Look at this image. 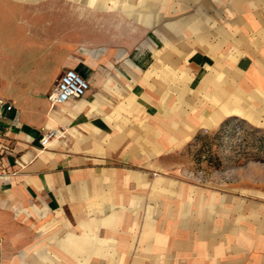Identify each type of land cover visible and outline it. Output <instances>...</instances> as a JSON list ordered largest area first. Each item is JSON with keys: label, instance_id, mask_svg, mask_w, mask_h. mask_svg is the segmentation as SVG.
Segmentation results:
<instances>
[{"label": "crops", "instance_id": "obj_1", "mask_svg": "<svg viewBox=\"0 0 264 264\" xmlns=\"http://www.w3.org/2000/svg\"><path fill=\"white\" fill-rule=\"evenodd\" d=\"M0 97V264H264V172L180 154L264 111V0H0Z\"/></svg>", "mask_w": 264, "mask_h": 264}, {"label": "rangeland", "instance_id": "obj_2", "mask_svg": "<svg viewBox=\"0 0 264 264\" xmlns=\"http://www.w3.org/2000/svg\"><path fill=\"white\" fill-rule=\"evenodd\" d=\"M55 82L52 81V86ZM49 83L46 82L43 93L51 88ZM253 128L264 130V111L247 113L244 117H229L215 128L199 130L180 154L187 157L188 166L203 181L229 183L231 172L242 171L248 164H251V172L262 175L264 140L263 146L258 148L259 142L255 143L252 137Z\"/></svg>", "mask_w": 264, "mask_h": 264}, {"label": "built area", "instance_id": "obj_3", "mask_svg": "<svg viewBox=\"0 0 264 264\" xmlns=\"http://www.w3.org/2000/svg\"><path fill=\"white\" fill-rule=\"evenodd\" d=\"M89 88V81L78 71L72 68L64 70L56 79L54 86L48 94V100L51 106L68 101L70 98L81 97ZM13 104L0 97V120L8 118V112L13 109ZM4 131L0 127V135ZM63 136V129H48L41 138L40 145L45 148L51 144L54 139Z\"/></svg>", "mask_w": 264, "mask_h": 264}, {"label": "trees", "instance_id": "obj_4", "mask_svg": "<svg viewBox=\"0 0 264 264\" xmlns=\"http://www.w3.org/2000/svg\"><path fill=\"white\" fill-rule=\"evenodd\" d=\"M259 132H261L263 134L260 135ZM252 137L255 140V143L259 142V144H257L258 148L263 146L262 142L264 140V130H260L258 128H253Z\"/></svg>", "mask_w": 264, "mask_h": 264}]
</instances>
